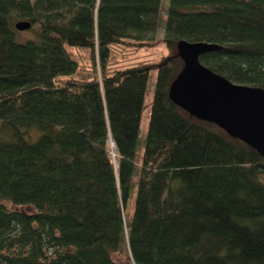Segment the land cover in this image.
I'll return each instance as SVG.
<instances>
[{"label":"trees","instance_id":"1","mask_svg":"<svg viewBox=\"0 0 264 264\" xmlns=\"http://www.w3.org/2000/svg\"><path fill=\"white\" fill-rule=\"evenodd\" d=\"M162 9L0 0V264H264V157L167 96L179 40L216 44L201 64L264 89V0ZM158 44L137 152L154 66L138 53Z\"/></svg>","mask_w":264,"mask_h":264},{"label":"water","instance_id":"2","mask_svg":"<svg viewBox=\"0 0 264 264\" xmlns=\"http://www.w3.org/2000/svg\"><path fill=\"white\" fill-rule=\"evenodd\" d=\"M29 26L26 20L14 22L16 30ZM216 48L209 42L177 41L182 64L167 96L189 115L213 123L264 157V89L229 81L198 61L199 55Z\"/></svg>","mask_w":264,"mask_h":264},{"label":"rangeland","instance_id":"3","mask_svg":"<svg viewBox=\"0 0 264 264\" xmlns=\"http://www.w3.org/2000/svg\"><path fill=\"white\" fill-rule=\"evenodd\" d=\"M167 3V0H162L163 9L161 11L164 12V6ZM158 30L159 35H161V22H158ZM17 36L20 39H24L27 37L32 36V32L27 28L25 30H17ZM139 59H147L149 63L153 64L154 66L151 67V71L149 73L148 82L146 86V91L143 97V107L140 114V121H139V131H138V143H137V152H140L142 148V142L145 134L146 123H147V109L148 105L152 96V82L155 75L156 64L158 61L163 57L169 55L168 51L164 48L162 44H158L156 47L153 48H145L141 49L138 53ZM26 208V207H25ZM113 259L116 264H125V259L122 253H114Z\"/></svg>","mask_w":264,"mask_h":264}]
</instances>
